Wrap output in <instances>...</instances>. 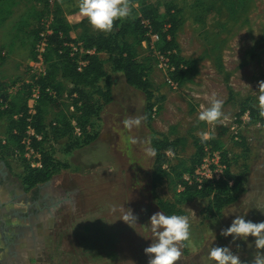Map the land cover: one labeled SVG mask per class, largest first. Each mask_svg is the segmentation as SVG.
<instances>
[{
  "label": "rangeland",
  "instance_id": "rangeland-1",
  "mask_svg": "<svg viewBox=\"0 0 264 264\" xmlns=\"http://www.w3.org/2000/svg\"><path fill=\"white\" fill-rule=\"evenodd\" d=\"M171 2L178 12L172 52L194 62L191 78L180 84L174 82L166 58L154 47L158 39L150 36L149 42L137 47L153 90L149 121L146 122L144 95L129 87L120 74H113L111 102L102 109L98 120H90L85 126L87 134L95 136L92 142L68 154L64 153L65 140L43 143V147L51 145L54 158L66 168L41 190L55 204L45 215L44 228L39 231L38 254L29 247L19 248L21 264H148L150 257L144 249L153 239L147 224L149 218L161 211L159 203H172L181 190L170 166L181 160L190 161L196 151L194 140L201 139V132L213 136L214 143L204 148L219 154L220 165L225 166L224 174L226 170L233 174L241 170L244 157L238 144L243 139L249 148L246 159L249 172L245 193L233 207L225 208L221 217L206 219L203 210L207 202L203 199L176 206L177 215L187 216L191 225L190 240L182 247L177 264H205L202 258L212 246L229 247L246 262L256 254L253 237L237 247L239 238L233 241L232 236L221 235V230L229 227L237 216L254 223L264 221V128L251 122L250 116L249 120L244 118L246 112H240L244 99L257 100L258 81L264 80V0ZM77 3L78 0H52L45 10L39 0H0V10L7 12L0 14L3 18L0 87L5 88L1 93L12 83L28 77L31 40L42 12L48 14L42 15L39 27L42 21L52 22L55 14L64 22L76 24L82 19ZM88 29L96 31L89 23ZM80 34V28L69 33L73 40ZM83 57L78 52L72 58L76 63L83 61ZM100 58L110 73L107 56ZM69 87L64 82L65 90ZM65 93L59 108L70 116L72 127H78L72 118L75 115L71 99ZM212 93L223 100L222 112L227 119L221 117L209 125L197 116L201 105L208 106L205 97ZM59 108L45 107L46 127L55 120ZM130 116L143 119L139 128L129 131L122 121ZM7 123V118L0 115L1 142L6 140ZM150 131L170 140H184L176 154L169 153V162L163 167L164 174L158 182L152 180L154 158L144 151L149 147L144 141L150 139ZM130 138L138 142L133 144ZM41 140L40 137L38 141ZM222 153H225L224 159ZM24 159L23 149L5 157L6 182L0 189V197H7L5 200L10 195L24 194L19 177L29 165ZM186 163L185 167L189 168L190 162ZM175 170L180 171L177 167ZM25 194L30 196L28 192ZM250 204L258 211L250 210ZM128 209L137 218L135 223L121 220ZM260 251L264 253V249Z\"/></svg>",
  "mask_w": 264,
  "mask_h": 264
},
{
  "label": "trees",
  "instance_id": "trees-1",
  "mask_svg": "<svg viewBox=\"0 0 264 264\" xmlns=\"http://www.w3.org/2000/svg\"><path fill=\"white\" fill-rule=\"evenodd\" d=\"M43 2V8L46 10L50 0H39ZM131 13L126 19L117 20L112 32L105 33L101 31H90L88 29V21L82 18L79 23L69 24L58 18L56 14L51 22V34L48 35L44 60L47 67L45 76L39 78L38 83L41 87L40 99L36 106V113L32 117L30 124L35 133L40 135L41 141L32 138V146H35L41 157V167L31 168L25 166V171L21 174L20 183L25 191L30 190L38 184L49 181L54 175L58 174L66 165L54 158L51 151V145L43 147L44 142L51 141L57 143L65 140L64 153L72 151L88 145L95 139L94 135H89L85 131V126L90 120H98L102 109L112 100L113 74H120L125 83L141 92L145 97V115L146 122L149 121L151 109L153 108V90L151 82L145 76V65L140 60L137 47L142 42H149L150 36L156 35L155 49L162 53L166 58L171 77L178 82L183 83L191 78L194 68V62L186 60L173 53L174 33L178 26V12L171 0L151 1V0H131ZM7 13L0 10L1 13ZM45 11L42 12L44 16ZM38 20V27L35 29V35L32 37V57L33 49L39 39V33L42 27H39L41 19ZM42 17V18H41ZM3 18L0 17V22ZM30 27V26H28ZM81 29L80 36L77 41L71 39L69 33L71 30ZM72 42H80L86 49H95L96 54L85 55V66L79 71L72 57H70V48L66 44ZM102 53L106 55V62L109 66L108 73L104 68V61L98 55ZM64 82H68L69 89L64 88ZM5 88L0 87V95ZM50 89L54 96L49 95L45 90ZM67 91V98L71 99L70 106L74 109V117L77 125L81 130V135L75 137L71 118L65 115L59 108L62 106L63 93ZM29 92L24 87L15 94L8 106L4 110H0V115L7 118V136L4 142L0 141V160L6 163L5 157L13 154L14 151L22 149L20 145L21 138L25 134L27 122L26 101ZM240 112H248L251 122L264 124V119L259 117L258 100L254 98H246L240 103ZM45 107L59 108L55 120L47 127L44 124ZM151 147L156 149V156L153 160V182H158L164 174L163 167L169 162L168 150L171 154H176L178 146L183 145L184 140L176 138L170 140L160 136L154 131H150ZM196 151L190 161H180L173 168L177 183L181 190L176 194V198L172 203H159L158 207L165 215L178 214L176 206L192 199L206 200V206L203 210L206 219L221 217L224 209L233 207L245 193L246 178L249 172V165L246 161L249 152L248 144L241 139V155L244 157V163L241 170L236 174L226 170L224 176L219 180H206L197 183L193 177L196 167L201 163L204 156L205 145L214 143V139L203 141L201 139L194 140ZM213 147V146H212ZM222 159L225 153H222ZM26 162L24 159L23 162ZM186 162H190L189 168L185 167ZM7 165V164H6ZM178 170L176 171L175 168ZM190 177V182L185 181L183 175ZM254 212L258 211L256 207L249 206ZM256 210V211H255ZM260 213V212H258ZM249 236L246 240H248ZM245 240H236L239 245ZM235 253V251H232ZM245 264L249 261H245Z\"/></svg>",
  "mask_w": 264,
  "mask_h": 264
},
{
  "label": "clouds",
  "instance_id": "clouds-1",
  "mask_svg": "<svg viewBox=\"0 0 264 264\" xmlns=\"http://www.w3.org/2000/svg\"><path fill=\"white\" fill-rule=\"evenodd\" d=\"M79 15L88 20L89 25L96 31L105 33L112 32L117 20L126 19L132 11L131 0H78L77 3ZM258 113L261 119H264V80L258 81ZM208 100V106L201 105V111L198 113V120L209 125H214L224 117L222 112L223 100L218 99L216 93L205 97ZM227 119V117H224ZM143 117L130 116L122 121L123 127L132 130L133 127L139 128ZM258 127L264 128V124H258ZM199 136L203 141L212 139L211 133L201 132ZM131 143L138 141L130 138ZM149 145L144 149L145 154L149 157L156 156V149L150 147L151 140L144 141ZM171 149L168 152L171 154ZM136 217L130 209L123 215L125 223L129 221L135 223ZM150 231L152 233V243L144 249V253L150 258L148 264H177L182 256V247L186 246L185 242L190 240V222L185 215H165L158 211L149 218ZM221 235L232 236L233 241L236 239L246 240L249 236L254 238V247L257 249L256 254L247 264H264V221L254 223L237 216L232 220L229 227L221 230ZM237 247H239L237 245ZM205 264H245L238 254L231 251L229 247L212 246L209 247L207 256L202 258Z\"/></svg>",
  "mask_w": 264,
  "mask_h": 264
},
{
  "label": "built area",
  "instance_id": "built-area-1",
  "mask_svg": "<svg viewBox=\"0 0 264 264\" xmlns=\"http://www.w3.org/2000/svg\"><path fill=\"white\" fill-rule=\"evenodd\" d=\"M52 0H50L51 2ZM51 21H42V30L39 33L38 42L34 45L33 57L28 62V77L12 83L7 90L4 92V95H0V110H4L8 106L11 98L17 94L24 87H27L29 92L27 101H26V114L28 125L25 129V134L21 138L20 145L22 146L25 159L31 168H40L41 167V157L40 154L32 146V138L40 140L39 135H37L30 124L32 117L36 113V106L40 99L41 87L38 83L39 78L45 76L47 72L46 63L44 60V53L46 51L48 35L51 34ZM152 38H157L156 35H152ZM70 48V57H74L76 53H81L85 55L96 54L95 49H86L82 46L80 42H72L66 44ZM98 54V53H97ZM99 56L103 55L102 53L98 54ZM77 69L80 71L83 66H85V60L76 62ZM49 95L54 96V93L50 89L45 90ZM244 118L248 119V112L244 114ZM234 129V127H232ZM73 133L77 137L81 135V130L76 125L73 126ZM236 133V132H235ZM169 155V152L167 153ZM219 154L210 150V148H204V156L201 160V163L196 167L193 177L197 183H202L206 180H219L224 176L225 166H221ZM185 181L190 182V177L188 175L184 176Z\"/></svg>",
  "mask_w": 264,
  "mask_h": 264
},
{
  "label": "flooded vegetation",
  "instance_id": "flooded-vegetation-1",
  "mask_svg": "<svg viewBox=\"0 0 264 264\" xmlns=\"http://www.w3.org/2000/svg\"><path fill=\"white\" fill-rule=\"evenodd\" d=\"M4 166L0 160V189L6 182ZM47 182L23 191L24 194L10 195L9 200L0 197V264H21L23 259L19 256V248L29 247L38 254L39 231L44 228L45 215L55 204L41 192ZM27 192L30 196L25 197Z\"/></svg>",
  "mask_w": 264,
  "mask_h": 264
},
{
  "label": "crops",
  "instance_id": "crops-1",
  "mask_svg": "<svg viewBox=\"0 0 264 264\" xmlns=\"http://www.w3.org/2000/svg\"><path fill=\"white\" fill-rule=\"evenodd\" d=\"M2 21V20H1ZM30 22H31V20H30ZM1 23V22H0Z\"/></svg>",
  "mask_w": 264,
  "mask_h": 264
}]
</instances>
